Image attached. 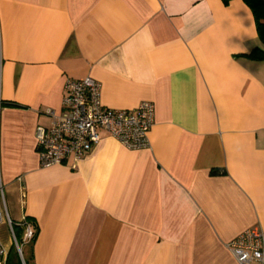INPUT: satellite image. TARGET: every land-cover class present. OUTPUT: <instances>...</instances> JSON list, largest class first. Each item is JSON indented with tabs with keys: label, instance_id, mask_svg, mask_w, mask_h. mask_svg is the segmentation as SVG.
I'll use <instances>...</instances> for the list:
<instances>
[{
	"label": "crops",
	"instance_id": "crops-1",
	"mask_svg": "<svg viewBox=\"0 0 264 264\" xmlns=\"http://www.w3.org/2000/svg\"><path fill=\"white\" fill-rule=\"evenodd\" d=\"M254 47L243 0H0V201L16 236L23 218L33 230L24 257L237 264L227 242L264 230V59L244 56ZM86 76L106 108L153 103L149 146L100 129L82 157L41 166L35 127L62 111L65 80Z\"/></svg>",
	"mask_w": 264,
	"mask_h": 264
},
{
	"label": "built area",
	"instance_id": "built-area-1",
	"mask_svg": "<svg viewBox=\"0 0 264 264\" xmlns=\"http://www.w3.org/2000/svg\"><path fill=\"white\" fill-rule=\"evenodd\" d=\"M101 83L86 76L67 78L64 83L62 111L52 109L49 126L37 125L34 131L39 164L50 166L64 163L69 157L78 159L89 152L100 140L99 130H105L121 145L129 149L149 146L148 132L153 124L154 105L141 101L134 109L106 108L100 101ZM5 224L18 256L25 264L21 245L33 238V230L25 218L21 244L13 230L4 200L0 201V224ZM237 264H264V230L252 226L227 242ZM7 247L0 241V264H6Z\"/></svg>",
	"mask_w": 264,
	"mask_h": 264
},
{
	"label": "trees",
	"instance_id": "trees-1",
	"mask_svg": "<svg viewBox=\"0 0 264 264\" xmlns=\"http://www.w3.org/2000/svg\"><path fill=\"white\" fill-rule=\"evenodd\" d=\"M225 5L229 3L230 0H221ZM243 2L250 8L254 21L256 32L259 40L264 44V0H243ZM245 57L253 60L264 59V50L259 47H254L252 50L244 54ZM15 225H13L14 233ZM16 235V234H15ZM18 242L21 244V238L16 236ZM25 264H31L30 259L24 257ZM6 264H22L15 246H11L7 253Z\"/></svg>",
	"mask_w": 264,
	"mask_h": 264
},
{
	"label": "rangeland",
	"instance_id": "rangeland-1",
	"mask_svg": "<svg viewBox=\"0 0 264 264\" xmlns=\"http://www.w3.org/2000/svg\"><path fill=\"white\" fill-rule=\"evenodd\" d=\"M7 233L10 234V233H9V229L7 230ZM18 237L20 238V235H18ZM12 242H13V241H12ZM13 245H14V244H13ZM21 249H22L23 257H24V253L26 252V251H25L26 246L22 244V245H21Z\"/></svg>",
	"mask_w": 264,
	"mask_h": 264
}]
</instances>
